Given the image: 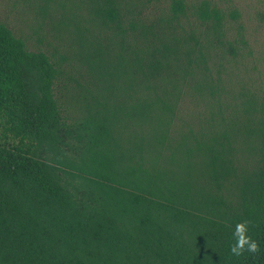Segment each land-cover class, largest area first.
<instances>
[{"label": "trees", "instance_id": "1", "mask_svg": "<svg viewBox=\"0 0 264 264\" xmlns=\"http://www.w3.org/2000/svg\"><path fill=\"white\" fill-rule=\"evenodd\" d=\"M38 9L68 57L0 24V264H264V97L236 98L214 69L227 14ZM187 102L206 114L186 121ZM239 222L260 254L232 255Z\"/></svg>", "mask_w": 264, "mask_h": 264}, {"label": "rangeland", "instance_id": "2", "mask_svg": "<svg viewBox=\"0 0 264 264\" xmlns=\"http://www.w3.org/2000/svg\"><path fill=\"white\" fill-rule=\"evenodd\" d=\"M191 5L203 1L217 5L228 16V32L222 48L214 47V69L220 70L236 98L239 94L253 93L264 97V0H187ZM39 0H0V24H5L24 39L32 51L57 52L67 56L65 42L49 31L50 19L38 14ZM237 10L235 22L230 12ZM203 105L187 102L185 119L197 121L205 115Z\"/></svg>", "mask_w": 264, "mask_h": 264}, {"label": "clouds", "instance_id": "3", "mask_svg": "<svg viewBox=\"0 0 264 264\" xmlns=\"http://www.w3.org/2000/svg\"><path fill=\"white\" fill-rule=\"evenodd\" d=\"M250 227L248 222H239L235 225L232 236L234 243L230 251L232 255L240 257L245 253L257 255L261 253L260 244L249 235Z\"/></svg>", "mask_w": 264, "mask_h": 264}]
</instances>
